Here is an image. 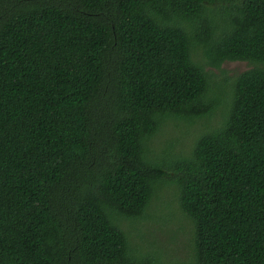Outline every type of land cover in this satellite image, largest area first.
Segmentation results:
<instances>
[{"label": "trees", "instance_id": "obj_1", "mask_svg": "<svg viewBox=\"0 0 264 264\" xmlns=\"http://www.w3.org/2000/svg\"><path fill=\"white\" fill-rule=\"evenodd\" d=\"M0 264H264V0H0Z\"/></svg>", "mask_w": 264, "mask_h": 264}, {"label": "rangeland", "instance_id": "obj_2", "mask_svg": "<svg viewBox=\"0 0 264 264\" xmlns=\"http://www.w3.org/2000/svg\"><path fill=\"white\" fill-rule=\"evenodd\" d=\"M250 67L251 65L246 61H227L222 66L223 71L214 70L217 74L214 80L216 82L220 81V72L231 78ZM213 120L216 121V119ZM188 134L189 130L184 132L171 131L169 138L178 137L181 143L179 146H183L190 141L188 140ZM161 187L163 189L158 193L160 198L154 201L155 204L157 205L164 200L169 203L172 202L175 212L172 211V207H167L166 203L164 206L160 205L159 209L155 210L152 220H148V223H146V226L151 228L152 232H140V237H138L139 232H131V241L134 245L137 244L140 247L143 255L157 249L166 261L177 262L179 258L186 254L191 224L180 213V206L174 198L176 188L171 185H161ZM142 230L146 231V228H142Z\"/></svg>", "mask_w": 264, "mask_h": 264}]
</instances>
